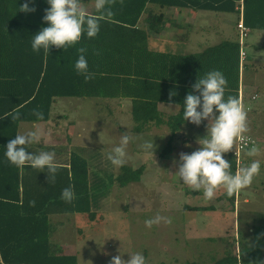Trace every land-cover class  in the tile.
Returning <instances> with one entry per match:
<instances>
[{
	"label": "trees",
	"instance_id": "1",
	"mask_svg": "<svg viewBox=\"0 0 264 264\" xmlns=\"http://www.w3.org/2000/svg\"><path fill=\"white\" fill-rule=\"evenodd\" d=\"M236 1L114 0V15L100 22L96 37L88 38L85 34L75 47L67 50L53 47L45 55L43 50L33 52L31 43L37 33L49 26L44 21L46 10L50 8L48 0H0V264H78L77 255H67L58 244L51 242L53 228L49 215L65 212L82 214L92 220L96 217L91 206L90 173L85 162L74 153L70 156V170L59 168L54 183L48 182L47 169L43 172L32 167L21 169L8 162L6 146L17 135L19 124L47 122L56 98H131L132 114L137 123H141L132 131L143 133L149 125L165 123L169 136L159 157L169 156L174 149V137L186 123L183 117L186 96L190 92L199 95L193 89L199 77L213 70L220 71L227 80L225 99L229 95L238 97L242 88L240 73L249 68L246 63L249 58L246 54L241 61L238 38L187 55L149 50L148 33H160L167 21L164 15L151 11L143 15L146 7L236 13ZM25 3L35 11H20ZM141 19L146 29L138 27ZM243 23L250 31L264 32V0H244ZM79 47L87 49L88 69L95 74L87 82L75 69ZM158 102L176 104L180 111L165 121L157 119L161 117L156 110ZM13 109H19V120L6 116ZM33 110L42 111L44 119L37 120L32 115ZM224 159L235 174L233 151ZM37 170L40 174L35 173ZM140 173V169L137 173L130 171L117 180L125 187L138 181ZM69 186L75 197L71 203H66L61 193ZM227 197L233 204L234 194ZM30 201H35L34 207L30 206ZM246 241L251 242L248 249L240 246L238 254L228 255L219 263L247 262L256 255L255 247L261 253L264 223Z\"/></svg>",
	"mask_w": 264,
	"mask_h": 264
},
{
	"label": "rangeland",
	"instance_id": "2",
	"mask_svg": "<svg viewBox=\"0 0 264 264\" xmlns=\"http://www.w3.org/2000/svg\"><path fill=\"white\" fill-rule=\"evenodd\" d=\"M154 10L155 13L162 11L167 19L164 34L161 33L159 38L157 36L150 38L151 45L158 44L154 49L173 54L195 53L217 43V38H220V41L238 38L236 13L190 11L189 15L179 17L173 9ZM186 17L192 18V24L188 28L183 27L186 29L182 28L184 35L181 38L184 41L178 42L177 36L181 28L174 21L177 19L178 22H183L182 25L187 24L184 22ZM199 31L202 34L199 33L197 39H201L202 42L198 41V47L195 49V44L189 50V40L194 39L195 33ZM244 43L250 61L246 63L251 65L247 70L249 72H245V77L250 80L255 78L251 81L252 87H247L250 134L248 132L246 135L255 140L259 154L250 156L249 151L245 152L242 166L259 160L260 172L254 177L251 186L241 191V200L234 202L233 205L227 199V193L221 198L218 192L215 198L207 203L215 205L226 199L223 204L225 212L221 213L224 216L217 213L213 215L211 212H184L182 208L184 204L203 206L207 203L197 197L194 198L195 195L189 193L191 188L184 184L177 174L181 164L180 158L175 156L180 154L178 150L189 154L197 151L199 145L183 140L177 137L178 135L173 140L174 149L170 157L174 156L176 159L172 164H166L160 159L159 162H154L151 158L144 162V168L145 165L148 168V178L142 176L140 182L122 187L117 178L130 171L137 173L140 169L142 172L140 164L143 161L137 160L140 158L138 156L134 161L128 160L125 166L117 168L107 159V155L119 145L121 134L125 132L133 139L127 151L141 152V145L146 140H143L142 134L130 133L141 124L137 123L131 109L126 108L123 113H115L109 112L114 106L107 107L102 103V99L56 98L51 109V117L63 116V120H58L59 127H67L68 122H71L80 131L97 130L90 138L72 141L73 145H77L72 152L77 153L75 156L85 162L87 172L90 173L88 178L91 184L90 194L93 195L91 203L96 211V217L93 220L80 215H77V218L66 217L64 219L68 224L65 220L59 219L61 225L54 226L57 235L54 239V235L50 237L52 241L55 240L54 244H66L67 248H62L63 252L65 251L67 255H77L78 264H110L112 258L117 255H121L127 261L130 254L134 253L143 254L147 264H218L228 255L234 256L240 246L248 249L251 242L246 240L253 237L264 223V115H262L264 111H261L264 107V32L250 31ZM255 69L258 70L256 77ZM241 79L243 81V77ZM253 95L256 99L251 101L250 97ZM22 124L28 126L29 123ZM167 140L168 137H163L153 141L155 154L163 150ZM97 141L105 147L96 144ZM36 145L27 146V151L32 154L48 151V148ZM201 148L198 146L199 150ZM234 150L235 147L232 151ZM232 151L224 154V158ZM235 195L238 196L237 193ZM232 206L234 209H231ZM157 214L170 218L171 223L161 222L151 228L147 227L145 221ZM222 217L221 229L219 223L212 226L209 224L217 219L222 220ZM187 218H195L198 222L200 236L192 233L193 235H189L188 238L185 237L183 230L195 227L192 226L194 220H189V224ZM212 219L214 221H210ZM202 222H205L204 228H200ZM73 223L75 229L72 227ZM253 249L256 255L241 264H264V250L258 253L256 247Z\"/></svg>",
	"mask_w": 264,
	"mask_h": 264
},
{
	"label": "clouds",
	"instance_id": "3",
	"mask_svg": "<svg viewBox=\"0 0 264 264\" xmlns=\"http://www.w3.org/2000/svg\"><path fill=\"white\" fill-rule=\"evenodd\" d=\"M50 8L46 10L44 21L49 25L37 33L31 43L32 51L39 53L43 50L48 55L50 49L67 50L78 45L86 34L88 38H94L100 30V22L110 20L114 13L112 5L114 0H94L93 6L96 14H90L83 0H48ZM20 11L34 12L35 8H29L25 3ZM87 49L77 48L79 53L75 63L78 75H82L85 82L94 78V73L88 69L85 57ZM227 80L224 75L213 70L204 77L198 79L193 89L199 95L191 92L184 101V120L199 126L202 121H209L208 135L202 139V148L192 154H180V167L178 176L181 181L193 191H202L204 198L211 201L218 191L223 189L227 195L239 193L251 186L254 177L259 175L260 161L253 160L248 166L240 167L235 174L231 171V164L224 159V154L231 152L238 142L249 139L248 115L241 100L238 97L227 96L225 91ZM171 100V97H170ZM172 107L169 103V109ZM198 109H201L198 111ZM218 113V116L216 115ZM37 120L42 121L44 114L40 110H33ZM6 116L16 121L19 120V109H13ZM43 136L42 130L37 127L34 131L17 134L11 139L5 151L8 162L17 168L32 167L43 172L47 169L48 182H55L58 169L61 167L56 162L55 152H40L32 154L27 151V146L38 143ZM132 137L127 132L122 133L120 143L108 153L107 159L117 168L123 167L128 162L127 147ZM147 155L154 159L155 146L153 141H145L141 145ZM250 156L258 155L256 147L251 148ZM75 197L72 186L62 190L61 199L71 203ZM30 206H35V201H30ZM161 222L171 223L168 217L157 214L154 218L145 221V225L151 228ZM110 264H147L141 253L130 254V259L125 261L121 255L112 258Z\"/></svg>",
	"mask_w": 264,
	"mask_h": 264
},
{
	"label": "crops",
	"instance_id": "4",
	"mask_svg": "<svg viewBox=\"0 0 264 264\" xmlns=\"http://www.w3.org/2000/svg\"><path fill=\"white\" fill-rule=\"evenodd\" d=\"M83 1L85 3V6L87 7L89 13L90 14H94L95 13V9H94V6H93L94 0H83ZM146 9L148 10V12L151 11L154 14H162V15H164L162 13V11H159L158 13H155L156 11L154 9L163 10L165 8L161 9V8H159L157 6H154V5H147ZM170 9L175 10L176 13H177V14L176 13L175 14L178 15L179 17H182L183 15H189L190 11H196V10L186 9V8H182V9L170 8ZM146 13L143 14V15H146ZM225 14H227V13H225ZM191 20H192V18H190V17H186L184 19V22L187 23L188 25L187 24H183L182 25L183 22H178L177 19L174 21V23H177L176 25L181 28V30L179 32V35L177 36V39L179 40L178 42L184 41L181 38L184 35V33L182 31V28L184 26H186V28H188L192 24ZM165 21H167L166 18H165ZM166 24H165V26H166ZM138 27H140L141 29H146V25L143 24L142 19L140 20V22L138 24ZM186 28H183V29H186ZM163 31H164V28L162 29V31L160 33H148V48H149V50L156 51V52H164L162 50L154 49L155 47H158L157 46L158 44L157 43H153V45H151V41H150V38H152V37L157 36L159 38V35L161 33H163ZM199 33L202 34V32H200V31L198 33L196 32L194 39L192 38V39L189 40V42H188L189 50L191 49V47L193 48L195 44H196V46H195V49H196L198 47V41L202 42L201 39H197V37L199 36L198 35ZM184 37H186V36H184ZM217 39H218V42L215 43L214 45H217L221 41H227V39L226 40H221V41L219 40L220 38H217ZM214 45H212V46H214ZM209 47H211V46H208L207 48H209ZM203 50H201L199 52H202ZM199 52H195V53H199ZM175 54L187 55V54H194V52H192V53H175ZM247 62H250L249 59H248ZM250 66L251 65H249L248 67H250ZM247 70L248 69L243 70L242 73H240L241 74L240 78L243 77V81L241 79V82H242L241 85H242V90H243V94H244L243 100L245 101L244 103L246 105H249L248 102H247V94H248L247 87L248 86L252 87L253 84L251 83V81H253L255 78H252V80H250L249 78H246L245 77V72H247V73L249 72ZM257 73H258V70L256 71V69H255V74H254L255 77H256ZM263 88H264V86H263ZM91 99H93V100L94 99H102L103 100L102 103L105 104L107 107L113 105L114 106L113 109L109 110V112L114 111L115 113H123L124 111H126V108H128V110L131 109V111L133 110V103H132L131 98L119 97V98H111V99H107V98H91ZM104 99H107V101L104 100ZM54 104H55V102L52 104V106ZM171 105H172V107L169 109V104L163 103V102H158L157 105H156V110L158 111L159 117L160 116L161 117L157 118V119L165 121V120H167V118L176 115L180 111V107L178 105H176V104H171ZM200 110L201 109H198V111H200ZM261 111L262 112L264 111V107L261 108ZM51 112H52V110H51ZM51 112H50L49 120L47 122L29 123L28 126L20 123V125L18 127L17 134H24V133H27L29 131H34L37 127H39L42 130V132H43V136H42L41 140L38 143H34L33 145L37 144L36 145L37 147H39V146L40 147H46V148H48L47 152H55V154H56V162L61 165L60 168L66 169L67 171H69L70 170L69 169L70 168L69 167V165H70V156H71V153H74V152H72L73 148L75 146H77V145H73L72 141H75V139H87V138H90V137H92L91 134L92 133L96 134L97 130H95V131L91 130V131H88V132H86L87 130L86 131H84V130L80 131L79 129H76L75 125L73 123H71V122H68L67 127H59L58 120H63L62 119L63 116L62 115H58L57 117L52 118L51 117ZM122 115L123 114H121L120 117H122ZM216 115L218 116V113H216ZM262 115H264V114H262ZM158 123H159V120H158ZM24 126H26V127H24ZM208 126H209V121H207V120L202 121L199 126H196V125L192 124L190 121L186 120L185 125L182 126L180 132L177 134L178 135L177 137H181V139H183V140H189L191 143L199 144L198 146L202 147V145L200 143L202 142L201 140L206 138L207 135H208V132H207V127ZM98 132H100V130H98ZM167 132H168L167 126L165 125V123H163V124L158 125V126L149 125L148 126V130L144 131L143 133H135V134H142L144 141L145 140L146 141H154L155 139H162L163 137H168L169 134ZM130 133L134 134V132L132 130L130 131ZM249 134H250V132H249ZM93 139H98V138H93ZM87 141H89V140H87ZM132 142H133V139H132ZM95 143L96 144L98 143L101 147L103 146V145H101L100 141H97ZM91 144H93V143H91ZM198 146H197V150H199ZM103 147H105V146H103ZM162 151L163 150H161L160 152H156L157 154L154 153V157L155 158L153 159V161L154 162H159V159H160L161 161L166 162V164H172V162L175 161L176 157H174V156L170 157V155L172 154L171 153L169 156L161 158V157H159V155H160V153ZM178 152L181 154V152L179 150H178ZM127 153H128V156H130V157H128L129 158L128 160H130V161H132V160L134 161L135 159L138 158V156H140V158L137 159V160L143 161L140 164L141 167H142V173L140 174L141 175L140 177L146 176L148 178V168H147V165H145V168H144V162L148 161L149 159H151L153 157L150 156V155H147L144 152L143 149H141L140 153H137L135 150L134 151H132V150L131 151H127ZM190 153L192 154L193 152H190ZM74 154L77 155V153H74ZM180 154L179 155H175V156H178L180 158ZM138 167H136V168H138ZM40 172L41 171H39V170L35 171V173H37V174H40ZM30 177H32V176H30ZM140 181L141 180L139 179L136 182H140ZM133 183L134 182H130L129 184H133ZM47 184H45V185H47ZM39 185L41 186L42 184H39ZM189 192L195 193V197L194 198L197 197L200 200L202 199L205 203L209 202V200H206L204 198V195H203L202 191H193L191 189ZM218 192H220L221 198H223L224 194L226 193V191H224L223 189H221ZM237 194H238L237 197L234 194L233 205H234V202H238V201L241 200V191L239 193H237ZM224 202H226V199H222V201L218 202L219 204L215 203V205L208 204V203H207V205H203L202 204L203 206H196L195 204H184L182 208H183L184 212H211L213 215H215L214 213H217V214L221 215L222 212H225V211H223ZM92 206H93V204H92ZM193 207H197V208L213 207L214 210H211V211H190V210H188L189 208H193ZM92 209H93V207H92ZM231 209H234V206H232ZM77 215L83 216L82 214H78V213H73V214L65 213V212L51 213L49 215V222H50V224L52 225V228H53V233H52V236L54 235L53 239L57 235V233H56L57 230H56V228L54 226L57 227L58 225H61V224H59V219H61V221H63V220H65L64 218L72 217V216L74 218H77ZM221 216H224V215H221ZM189 220H194L192 226H195V227H190V229H186L185 228L183 230V233H184L185 237L188 238L189 235H193L192 233H196V235L200 236L201 233L199 232L198 222L195 220V218L194 219H190V218L186 219V221H188V222H189ZM53 221H55V222H53ZM210 221H214V219H212ZM222 221H223V217H222V220H218L217 219L216 221H214L212 223H209V224L212 226L214 223H219V229H221ZM66 223L68 224V221H66ZM204 223L205 222H202L200 224V228H204ZM189 224H190V222H189ZM70 227H71V225H70ZM70 227L68 228V231H69ZM72 227L75 229L74 223H73ZM52 236H51V238H52ZM51 241H52V239H51ZM53 241H55V240H53ZM59 246L61 248H64V247L67 248L66 244L65 245L62 244V245H59ZM64 253L66 254L65 251H64Z\"/></svg>",
	"mask_w": 264,
	"mask_h": 264
},
{
	"label": "built area",
	"instance_id": "5",
	"mask_svg": "<svg viewBox=\"0 0 264 264\" xmlns=\"http://www.w3.org/2000/svg\"><path fill=\"white\" fill-rule=\"evenodd\" d=\"M243 7H244V0H237L236 4H235V11H236L237 16H238L236 26L238 29V42L240 45V59H241V61H243L246 57L245 50L243 49V48H245L244 40L250 32V30L248 28H246L244 26V23H243ZM243 97H244L243 90L240 87V89L238 91V98L241 100L243 107L248 114L250 112V107H249V105H246L244 103ZM255 99H256V96H253L251 98V101H253ZM247 137L249 139L242 141V142H238L235 145V150L233 151L234 157H235V163H236V171L242 166L241 154L245 151H250L251 148L256 146L255 140L248 135H247ZM238 250L239 249H236V254H238Z\"/></svg>",
	"mask_w": 264,
	"mask_h": 264
}]
</instances>
